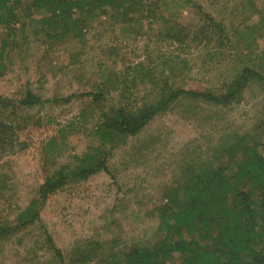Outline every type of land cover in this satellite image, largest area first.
Here are the masks:
<instances>
[{
	"label": "rangeland",
	"instance_id": "obj_1",
	"mask_svg": "<svg viewBox=\"0 0 264 264\" xmlns=\"http://www.w3.org/2000/svg\"><path fill=\"white\" fill-rule=\"evenodd\" d=\"M147 1L157 8L140 23L77 14L80 27L49 29L32 0L0 23V130L9 140L0 148V264H85L86 254L88 264H108L113 251L124 259L159 240L167 190L184 182L187 164L217 167L239 140L264 150V0ZM244 69L258 75L231 103L181 95L138 135L100 142L105 114H139L178 90L220 95ZM28 91L45 102L22 104ZM107 146L108 171L74 179L86 155ZM61 177L36 204L39 218L16 229L41 185Z\"/></svg>",
	"mask_w": 264,
	"mask_h": 264
},
{
	"label": "trees",
	"instance_id": "obj_2",
	"mask_svg": "<svg viewBox=\"0 0 264 264\" xmlns=\"http://www.w3.org/2000/svg\"><path fill=\"white\" fill-rule=\"evenodd\" d=\"M32 1L35 12L49 13L48 18H44L49 29H54L58 24L64 28H73L79 23L80 27L81 19L75 18L77 14L93 17L101 13L113 15L123 22L140 23L141 18L154 15L157 8L153 10L147 0ZM20 3L22 0H0V13L5 12V16H0V23H4L3 19L10 21L9 17L13 20V10ZM145 12L147 15H144ZM204 17L217 27L213 16L204 14ZM49 29L46 31L47 36L51 35ZM169 29L174 34H179L182 30L179 23L169 25ZM254 75L258 74L244 69L242 74L236 76L229 89L220 95L208 90H178L139 114L129 116L124 108L115 110L114 114H105L104 122L100 125V130H103L100 142L112 146L117 144V134L138 135L155 118L160 107L181 95L203 98L219 105L229 104ZM93 96L102 102L99 94ZM71 98L72 96L66 100ZM44 102L42 97L28 91L22 104L34 106ZM0 127L6 126L0 123ZM7 141V135L0 130V148ZM260 145L257 143L249 146L239 140L228 148L223 147L220 152L217 151L223 157L217 167L212 163L201 167L187 164L184 168L186 177L182 178L184 182L167 190L170 192L166 196L168 202L162 209L159 240L152 245L133 249L124 254V259L121 254L113 251L105 263L264 264V150L260 149ZM109 153L107 146V150L99 148L93 154L86 155L83 165H77L74 179H87L102 170L108 171ZM219 154H216L217 158ZM66 180L67 177L49 178L41 185L40 200H34L22 211L20 221L30 216L29 220L21 222V226L16 229L38 219L36 204L39 201L46 202ZM87 259L86 254L78 260L88 264Z\"/></svg>",
	"mask_w": 264,
	"mask_h": 264
}]
</instances>
